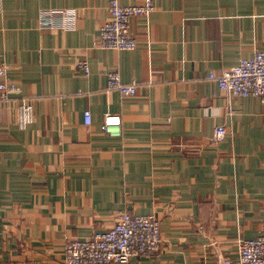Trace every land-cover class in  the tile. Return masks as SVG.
<instances>
[{"label": "crops", "instance_id": "0c3cea01", "mask_svg": "<svg viewBox=\"0 0 264 264\" xmlns=\"http://www.w3.org/2000/svg\"><path fill=\"white\" fill-rule=\"evenodd\" d=\"M109 1L0 0V68L18 86L0 100V264H66L70 241L123 211L158 218L164 241L126 264L236 262L239 239L264 231V104L209 74L264 50V0H153L132 19L133 50L94 45ZM62 9L74 17L41 25ZM111 70L135 96L107 89ZM21 97L33 100L25 128ZM107 113L121 117L118 134L102 130Z\"/></svg>", "mask_w": 264, "mask_h": 264}, {"label": "built area", "instance_id": "2783aa9c", "mask_svg": "<svg viewBox=\"0 0 264 264\" xmlns=\"http://www.w3.org/2000/svg\"><path fill=\"white\" fill-rule=\"evenodd\" d=\"M155 11L153 0H145L143 4L124 5L120 0H110L108 13L110 19L99 29L95 47L111 50H133L138 41L132 31V19L137 16L149 17ZM74 10L62 9L45 11L41 15L42 26H56L54 18L63 16L74 17ZM86 75L90 74L87 61L78 65ZM108 90H118L126 97L137 93L136 83H125L118 70L107 72ZM0 100L10 102L18 86L8 76L6 67L0 68ZM209 78L229 96L257 97L264 104V50L257 51L251 57H241L234 66L225 68L221 73L210 72ZM19 123L25 128L34 120L33 100L21 97L17 105ZM86 126L92 123L90 110L84 112ZM121 117L107 113L104 117L102 130L109 134L120 132ZM228 134L225 126H217L213 133L216 141ZM264 215V210H263ZM160 220L152 215L131 214L123 211L118 213L115 225L103 231L95 232L91 239H75L66 245V264H126L135 256H154L163 247ZM237 263L230 257H224L220 264H264V231L256 238L239 239L237 243Z\"/></svg>", "mask_w": 264, "mask_h": 264}, {"label": "rangeland", "instance_id": "374dc122", "mask_svg": "<svg viewBox=\"0 0 264 264\" xmlns=\"http://www.w3.org/2000/svg\"><path fill=\"white\" fill-rule=\"evenodd\" d=\"M65 263H66V261H65Z\"/></svg>", "mask_w": 264, "mask_h": 264}]
</instances>
